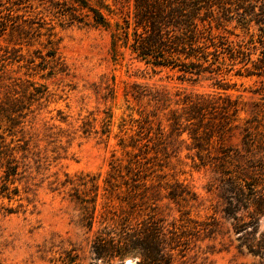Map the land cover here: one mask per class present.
<instances>
[{
	"label": "trees",
	"instance_id": "16d2710c",
	"mask_svg": "<svg viewBox=\"0 0 264 264\" xmlns=\"http://www.w3.org/2000/svg\"><path fill=\"white\" fill-rule=\"evenodd\" d=\"M44 1L48 14L70 25L109 31L114 55L123 47L147 66L177 71L193 80L208 74L213 86L223 91L232 86L227 79L232 71L240 76H264V0ZM25 3L0 0L2 133L18 126L33 112L31 103L42 98V86L31 76L42 70L52 76L56 67L62 66L50 39L51 29H47L44 56L42 48L30 51L36 43L42 45V25L36 21L38 13L34 18L26 17ZM4 37L9 38V44H1ZM21 45L28 48L26 55H22ZM257 50L259 56L254 59ZM15 64L17 71L12 69ZM20 69H25L24 77L14 75ZM133 86L138 90L130 96L143 109L137 111V119H121L116 145L122 157L112 153L102 185L95 176L72 178L66 174L63 182L49 184H55L53 190L70 186L73 191L70 198L80 212V224L93 233L94 260L107 264H125L127 259L135 264H184L198 242L214 237L219 227L214 217L204 222L190 215L196 194L183 183L166 179L164 168L171 152L178 153L184 145L193 167L209 175L208 191L218 197L217 209L240 234L237 249L242 253L245 248L263 264L264 114L256 113L239 126L238 102L225 93H178L172 99L161 90ZM111 120L109 113L102 121V141L109 139ZM131 123L136 129L128 134ZM237 129L241 146L233 148L226 141ZM86 132H91L89 127H85ZM13 142H6L0 134V198L8 201L19 193L13 185L22 179L29 157L42 162L37 169L46 170L51 165L48 156L31 152L27 142ZM2 211L14 212L0 206ZM172 212L178 215L172 216ZM193 258L195 262L197 254Z\"/></svg>",
	"mask_w": 264,
	"mask_h": 264
},
{
	"label": "rangeland",
	"instance_id": "374dc122",
	"mask_svg": "<svg viewBox=\"0 0 264 264\" xmlns=\"http://www.w3.org/2000/svg\"><path fill=\"white\" fill-rule=\"evenodd\" d=\"M24 1L26 17L34 18L38 13L36 21L42 25V37L39 38L42 45L36 43L30 51L42 48L44 56L47 29H51L50 39L62 63L56 68H62L63 72L56 69L55 75L47 76V71L42 70L31 76L38 86H42V98L31 103L29 109L33 112L11 132L2 133L0 129L6 142L11 139L13 145L27 142L31 152H38L40 157L48 156L51 161L48 169L42 170L37 169L42 162H37L35 156L29 157L26 172L20 182L13 185L19 189L18 195L10 201L0 198V206L14 211L0 213V264H107L94 260L91 253L93 233L80 224V212L70 198L73 194L70 186L53 190L51 187L55 188V184H49L55 180L63 182L66 174L72 178L95 176L102 185L112 153L122 157L116 145L121 135V119H137V111L143 109L130 96L138 90L134 84L161 90L172 99H176L178 93L181 96L225 93L238 102V124L241 126L252 115L264 114V76H240L232 71L227 76L232 86L223 91L213 86V81L207 79L208 74L203 79L193 80L177 71L147 66L136 61L123 47L114 55L109 31L70 25L48 14L43 7L44 0ZM253 32L256 34V29ZM236 33L241 35L239 30ZM8 40L4 37L1 44H9ZM21 47L22 55H26L28 48ZM256 48H260L258 43ZM259 51L254 59L259 56ZM12 69L17 71V64ZM24 72L25 69H20L14 75L24 77ZM22 107L27 106L22 104ZM109 113L112 125L105 142L99 133L102 121ZM87 123L89 125L84 126ZM85 127L91 132L83 133ZM135 129L136 124L131 123L127 133H133ZM186 138L184 135L183 139ZM226 144L233 148L241 146L239 129L232 132ZM187 153L184 145L178 153L171 152L168 167L164 168L166 179L183 183L196 194L197 201L190 208L192 218L205 222L214 217L219 227L211 240L204 239L196 244L189 253L191 259L184 264H259L261 260L247 254L245 248L242 253L237 249L236 238L240 234L233 231L230 222L217 209L218 197L208 191L209 175L197 171ZM195 254L197 260L193 262ZM125 264H135V261L127 259Z\"/></svg>",
	"mask_w": 264,
	"mask_h": 264
}]
</instances>
